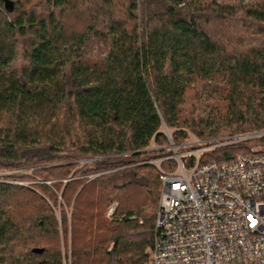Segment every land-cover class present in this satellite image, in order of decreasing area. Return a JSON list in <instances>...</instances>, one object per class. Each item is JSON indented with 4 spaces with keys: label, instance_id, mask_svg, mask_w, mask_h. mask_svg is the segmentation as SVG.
<instances>
[{
    "label": "trees",
    "instance_id": "trees-1",
    "mask_svg": "<svg viewBox=\"0 0 264 264\" xmlns=\"http://www.w3.org/2000/svg\"><path fill=\"white\" fill-rule=\"evenodd\" d=\"M245 1L0 0V173L19 172L0 181V264L148 262L165 130L176 146L264 131V0Z\"/></svg>",
    "mask_w": 264,
    "mask_h": 264
},
{
    "label": "built area",
    "instance_id": "built-area-1",
    "mask_svg": "<svg viewBox=\"0 0 264 264\" xmlns=\"http://www.w3.org/2000/svg\"><path fill=\"white\" fill-rule=\"evenodd\" d=\"M147 162L161 195L146 264H264V149L228 162L209 153L264 138V131L204 141L193 134ZM117 208L108 211L110 219Z\"/></svg>",
    "mask_w": 264,
    "mask_h": 264
},
{
    "label": "rangeland",
    "instance_id": "rangeland-1",
    "mask_svg": "<svg viewBox=\"0 0 264 264\" xmlns=\"http://www.w3.org/2000/svg\"><path fill=\"white\" fill-rule=\"evenodd\" d=\"M223 2L226 3H237L238 0H221ZM249 3L248 0L245 1L244 4ZM88 51L92 54V55H102L105 52V47L103 45V43H101V41H99L98 39H91L89 46H88ZM172 138V137H171ZM169 141V140H168ZM173 142V141H172ZM169 145H170V141H169ZM168 145V146H169ZM167 146V147H168ZM166 147V148H167ZM93 160L90 161H86L84 165L86 164H91L93 163ZM19 172H9V173H0V181L1 182H7L4 180H1V178L3 176H8V175H14V174H18ZM26 174L28 176H31L32 172L30 171H25L22 172L21 174ZM8 183L17 185V186H21V187H26L28 189H32L35 190L36 192L40 193L41 190L38 189V186H40V184H42V182L38 179H33L31 181L27 180V181H10ZM43 184H49V183H43ZM60 196V194H59ZM29 198V197H28ZM30 199V198H29ZM29 201L26 199V196H20L16 202V212L18 215H20L21 217H29L28 215H34L35 214V209L32 208L33 205H29ZM68 216H71V211L68 210ZM57 217L58 219H60V210H57Z\"/></svg>",
    "mask_w": 264,
    "mask_h": 264
}]
</instances>
